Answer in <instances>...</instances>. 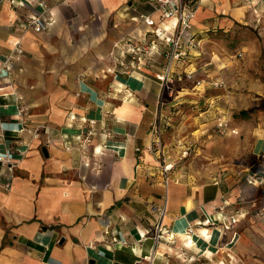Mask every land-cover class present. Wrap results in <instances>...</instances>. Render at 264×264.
<instances>
[{"label": "crops", "instance_id": "obj_1", "mask_svg": "<svg viewBox=\"0 0 264 264\" xmlns=\"http://www.w3.org/2000/svg\"><path fill=\"white\" fill-rule=\"evenodd\" d=\"M39 1L0 0V62L19 56L0 79V155L11 156L0 160V264H178L185 254L249 249L246 231L264 230V215L249 205L264 196V123L233 114L263 94L235 89L248 84L247 56H224L211 35L260 15L246 0L197 1L193 30L202 47L177 66L193 73L174 83L164 106L175 164L166 187L147 149L156 76L170 47L143 22L159 21L157 0H45L52 25L20 34L14 26ZM174 24L161 26L168 33ZM127 42H146V53L133 59ZM219 75L226 89L212 87ZM221 108L237 133H219ZM165 201L163 226L174 237L157 239L154 208ZM240 208L244 215L226 230L224 218Z\"/></svg>", "mask_w": 264, "mask_h": 264}, {"label": "built area", "instance_id": "obj_2", "mask_svg": "<svg viewBox=\"0 0 264 264\" xmlns=\"http://www.w3.org/2000/svg\"><path fill=\"white\" fill-rule=\"evenodd\" d=\"M198 0H157L160 6L159 21L156 22L154 18L150 16H143V22L152 27V33L155 37L169 43L170 47L165 53V61L162 66L161 72L157 74L156 78L159 83V94L155 110L154 119L151 122L150 136L151 142L147 146V149L153 153L159 161L160 173L162 175L163 183L168 187L171 178L170 172L175 169V164L172 161V156L166 151L163 135L167 124V115L164 112V106L166 104V98L173 96L174 94V83L176 81H183L185 78L190 77L193 70L190 69L188 72L178 71L177 66H182L192 62V58L197 52L201 50L202 39L198 37L194 30V20L197 11ZM264 0H246L249 6L255 7L263 2ZM12 7H25L27 5L26 0H9ZM39 11L27 13L24 21L14 26V29L20 34H25L29 30L43 31L48 29L52 23L53 18L50 12V6L45 0L38 2ZM168 20H174L175 24L171 32H166L165 27L161 26V23L167 22ZM14 50L18 54L23 53L21 47V40L15 43ZM147 51L146 42L138 45L133 42H127V46L124 48L125 53L132 54L133 59L137 58L141 54H145ZM19 58L14 54H9L0 62V79L7 76L11 71V65L14 61ZM121 66L126 70L128 64L124 59L119 60ZM211 85L214 88H225L227 83L224 76H216L211 81ZM217 127L220 133L226 134L228 132L237 133V129L232 127L229 119L227 118V112L218 109L217 110ZM91 131L85 136L83 144L91 141ZM188 150L185 149L181 152V157L188 155ZM0 160L11 161L10 152L7 156H1ZM250 208L256 211L257 216L264 215V196L260 195L252 199L249 203ZM155 211L159 214L160 219L156 225V238L166 236L168 239H172L174 234L166 230L163 226V217L167 209V201L160 206L155 207ZM244 215L242 209L235 210L234 213L227 216L223 220V227L228 230L232 229ZM193 228L190 226L188 232H191Z\"/></svg>", "mask_w": 264, "mask_h": 264}, {"label": "rangeland", "instance_id": "obj_3", "mask_svg": "<svg viewBox=\"0 0 264 264\" xmlns=\"http://www.w3.org/2000/svg\"><path fill=\"white\" fill-rule=\"evenodd\" d=\"M249 9L255 14V16L256 14H259L260 20L255 19L249 20L247 22L235 23L226 31L221 29L217 32H214V34L211 35V38L213 39L212 45H215V47L224 48V56L236 53L234 56L236 55L237 57H235L237 59H241L242 62L244 60L242 58L243 55L238 51L240 50L246 54L247 57L245 62L242 64H244L243 66L246 71H244V74L247 75L246 82H248V84L244 83L242 85V83H238L240 84V87H236L235 89H242V91L247 93L259 94L257 89L260 87L263 95H260L258 101L254 102L252 106H248V109H250V112L252 113L250 115L252 118L251 120L264 123V30L262 31L260 26H257V23L262 24V22H264V1L259 3L255 7V10L252 6H249ZM216 59H218L217 56ZM189 70L190 65L185 67L186 72ZM227 88L230 87L228 86ZM227 118L231 124V117L227 116ZM180 146H182V144H180ZM246 236L249 249H246L239 254L232 253V255H229L230 253L221 251L216 256H214V259L205 256L185 254L179 257L178 264H218L220 260H224L226 264H264V230L254 229V231H252L251 229H248L246 231Z\"/></svg>", "mask_w": 264, "mask_h": 264}, {"label": "trees", "instance_id": "obj_4", "mask_svg": "<svg viewBox=\"0 0 264 264\" xmlns=\"http://www.w3.org/2000/svg\"><path fill=\"white\" fill-rule=\"evenodd\" d=\"M251 110L250 109H242L240 110L239 113H234L233 116L236 118H245V117H249V112ZM233 116H231V122H233Z\"/></svg>", "mask_w": 264, "mask_h": 264}, {"label": "bare ground", "instance_id": "obj_5", "mask_svg": "<svg viewBox=\"0 0 264 264\" xmlns=\"http://www.w3.org/2000/svg\"><path fill=\"white\" fill-rule=\"evenodd\" d=\"M192 239V238H191ZM221 251V250H220ZM234 252V251H233ZM224 253V252H223ZM210 256H212V257H210V258H212V259H214V256L212 255V253L211 252H209L208 253ZM224 255V254H223ZM220 258H222V257H220ZM217 259V258H216ZM215 259V260H216ZM229 263V262H228ZM218 264H226V262L224 261V260H220L219 262H218Z\"/></svg>", "mask_w": 264, "mask_h": 264}]
</instances>
